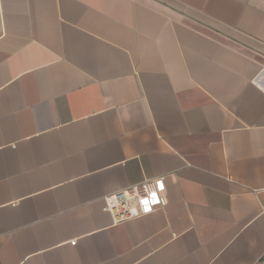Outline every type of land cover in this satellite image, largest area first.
<instances>
[{"label":"crops","instance_id":"0c3cea01","mask_svg":"<svg viewBox=\"0 0 264 264\" xmlns=\"http://www.w3.org/2000/svg\"><path fill=\"white\" fill-rule=\"evenodd\" d=\"M0 264H264V0H0Z\"/></svg>","mask_w":264,"mask_h":264},{"label":"built area","instance_id":"2783aa9c","mask_svg":"<svg viewBox=\"0 0 264 264\" xmlns=\"http://www.w3.org/2000/svg\"><path fill=\"white\" fill-rule=\"evenodd\" d=\"M164 177L132 185L104 197L103 210L113 216L115 222H122L151 213L165 203ZM74 244L75 241H72Z\"/></svg>","mask_w":264,"mask_h":264}]
</instances>
